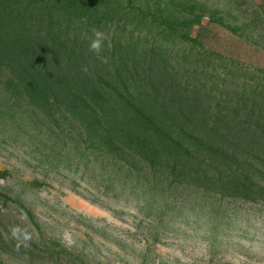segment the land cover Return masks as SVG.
Returning a JSON list of instances; mask_svg holds the SVG:
<instances>
[{
	"label": "trees",
	"instance_id": "1",
	"mask_svg": "<svg viewBox=\"0 0 264 264\" xmlns=\"http://www.w3.org/2000/svg\"><path fill=\"white\" fill-rule=\"evenodd\" d=\"M207 15L245 36L196 0H0V105L153 189L264 203V69L203 52Z\"/></svg>",
	"mask_w": 264,
	"mask_h": 264
},
{
	"label": "rangeland",
	"instance_id": "2",
	"mask_svg": "<svg viewBox=\"0 0 264 264\" xmlns=\"http://www.w3.org/2000/svg\"><path fill=\"white\" fill-rule=\"evenodd\" d=\"M196 1L245 30L232 34L207 15L190 33L202 51L264 69V0ZM1 105L2 263L79 264L58 257L57 244L84 264H264L262 201L153 189L33 123L23 103Z\"/></svg>",
	"mask_w": 264,
	"mask_h": 264
},
{
	"label": "clouds",
	"instance_id": "3",
	"mask_svg": "<svg viewBox=\"0 0 264 264\" xmlns=\"http://www.w3.org/2000/svg\"><path fill=\"white\" fill-rule=\"evenodd\" d=\"M95 39H93L89 45L90 51L94 52L97 56L100 55L104 41L108 39V37L105 35V33L96 31L94 33ZM106 63L107 61L104 60ZM87 71V69H85Z\"/></svg>",
	"mask_w": 264,
	"mask_h": 264
}]
</instances>
